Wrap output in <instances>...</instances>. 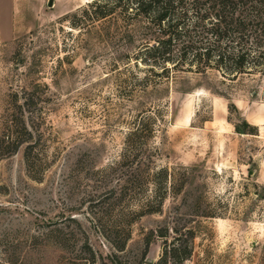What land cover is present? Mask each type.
<instances>
[{"label": "rangeland", "instance_id": "rangeland-1", "mask_svg": "<svg viewBox=\"0 0 264 264\" xmlns=\"http://www.w3.org/2000/svg\"><path fill=\"white\" fill-rule=\"evenodd\" d=\"M50 1L0 0V137L28 101L38 160L26 145L0 160V264H159L160 229L172 241L183 227L196 233L185 264H264V77L152 71L142 24ZM126 147H147L168 182L157 212L130 199L121 252L103 231Z\"/></svg>", "mask_w": 264, "mask_h": 264}, {"label": "trees", "instance_id": "trees-1", "mask_svg": "<svg viewBox=\"0 0 264 264\" xmlns=\"http://www.w3.org/2000/svg\"><path fill=\"white\" fill-rule=\"evenodd\" d=\"M117 14L129 23L142 24L144 41L137 47V58L152 71L159 67L167 73L211 70L230 81L246 75L264 77V0H96L85 9L83 18L95 21ZM26 105L28 101L18 106L19 113L15 112L0 137V160L26 145L27 166L34 168L38 160L32 143L34 133L25 121ZM138 131L130 134L131 140ZM125 150L123 160L130 165L114 194L113 206L118 207L111 217L113 226L103 231L104 238L121 252L131 237L124 224L135 204L130 199L140 197L136 204L146 206L147 212H157L168 182L167 169L147 163V147ZM154 201L158 209H149ZM160 230L165 242L159 264L169 260L185 264L194 251L195 231L174 229L178 236L169 241L167 228ZM110 262L120 264L116 255Z\"/></svg>", "mask_w": 264, "mask_h": 264}, {"label": "water", "instance_id": "water-1", "mask_svg": "<svg viewBox=\"0 0 264 264\" xmlns=\"http://www.w3.org/2000/svg\"><path fill=\"white\" fill-rule=\"evenodd\" d=\"M49 5H50V6H52V5H53V1H52V0L49 2Z\"/></svg>", "mask_w": 264, "mask_h": 264}]
</instances>
